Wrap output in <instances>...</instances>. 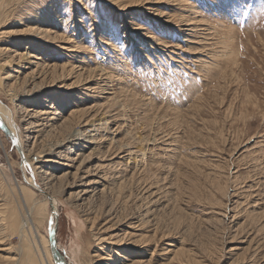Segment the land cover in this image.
Returning <instances> with one entry per match:
<instances>
[{"label": "rangeland", "instance_id": "rangeland-1", "mask_svg": "<svg viewBox=\"0 0 264 264\" xmlns=\"http://www.w3.org/2000/svg\"><path fill=\"white\" fill-rule=\"evenodd\" d=\"M0 78V264L49 241L35 185L62 264H264V0H0ZM80 129L76 204L23 155Z\"/></svg>", "mask_w": 264, "mask_h": 264}, {"label": "bare ground", "instance_id": "bare-ground-1", "mask_svg": "<svg viewBox=\"0 0 264 264\" xmlns=\"http://www.w3.org/2000/svg\"><path fill=\"white\" fill-rule=\"evenodd\" d=\"M131 1V0H130ZM133 1V0H132ZM51 19V18H50ZM50 23H55V21L54 20H51L50 21ZM52 24H50V25H52ZM45 25V24H44ZM28 32H31L32 30L29 28L28 30H27ZM34 31H36V33H38L37 32V30H34ZM33 32V31H32ZM41 33H45L46 32V29H41V31H40ZM35 34V33H34ZM28 35V34H27ZM51 35V34H50ZM62 37V36H61ZM32 39H33V41H32ZM39 41V40H37V39H35L34 40V37H30L29 39H28V41L26 42V43H35L36 44V48H38L39 49V51H41V49L39 48V46H42V44L40 45V44H38L37 42ZM52 42V41H51ZM67 42V41H66ZM44 43V42H43ZM39 45V46H38ZM28 46V45H27ZM34 47V46H33ZM27 48H29V46L27 47ZM66 48V47H65ZM69 50V49H68ZM30 52V51H29ZM24 54H25V52H24ZM28 54V56H29V53H27ZM17 55V54H16ZM21 55V54H20ZM26 55V54H25ZM19 59H20V57H19ZM18 59V60H19ZM30 59V58H29ZM29 59H25L24 61L25 62H23V65H22V62H21V65H22V68H20V69H24L25 70V66H24V63H25V65L27 64L28 65V68H30V67H32L33 66V68L31 69V71L30 72H28V73H26L25 75H23L22 76V78H20V80H26V79H30L31 78V80H34L35 79V77H37V74H38V72H39V70H38V68L39 67H41V65L39 64V62H37V60H34V61H31V60H29ZM40 59V58H39ZM7 62H9V61H7ZM11 64V63H10ZM19 65V64H18ZM21 67V66H20ZM56 68V66H54V68L53 69H55ZM61 69H60V71L61 72H59L60 74H62V73H64V68L63 67H60ZM41 69V68H40ZM14 70V69H13ZM70 70V69H69ZM54 71V70H53ZM70 72V71H69ZM16 73V72H15ZM21 73H23V72H20V71H18L17 72V74H19V75H21ZM40 73V72H39ZM51 73H52V71H51ZM54 73H56L55 71H54ZM79 73V72H78ZM12 75V73H8V72H5L4 73V75ZM69 74V73H68ZM39 75V74H38ZM57 74H55L54 76H56ZM8 77V76H7ZM21 77V76H20ZM61 77V76H60ZM4 78V77H3ZM19 79V77H16L15 78V80L16 79ZM13 79V78H12ZM42 79V78H41ZM30 80V81H31ZM49 80V79H48ZM0 82H1V78H0ZM35 83V82H34ZM33 83V84H34ZM52 83V82H51ZM42 84V83H41ZM44 84V83H43ZM54 84V83H53ZM84 84V83H83ZM27 85H28V83H27ZM35 85V84H34ZM39 86V85H38ZM44 86V85H43ZM46 86H47V84H46ZM51 86V85H50ZM73 86V85H72ZM12 87V84H11V86L9 85L8 86V88H11ZM14 87V86H13ZM22 87V86H21ZM52 87V86H51ZM51 87H49V84H48V87H45L44 89H45V92L47 93L48 91H47V89H50ZM32 88V87H31ZM30 88V89H31ZM54 88V87H53ZM25 89H26V87H25ZM24 89V90H25ZM27 90V89H26ZM34 90V89H33ZM21 91H23V90H21ZM36 91V90H35ZM30 92V91H29ZM27 92H25V94H26ZM17 94V93H16ZM22 94V93H21ZM18 95H19V93H18ZM18 95H15V96H18ZM47 95V94H46ZM26 96V95H25ZM28 96V95H27ZM50 97L55 101L56 99H58L59 98V95H57V94H54V95H50ZM49 98V97H48ZM64 98V99H63ZM67 98L65 97V96H62L61 97V99H60V101L59 102H64L65 100H66ZM35 100V99H34ZM48 100V99H47ZM46 100V101H47ZM45 101V102H46ZM58 101V100H57ZM66 102V101H65ZM33 103V98H30V99H25L24 100V102H23V105H27V104H32ZM53 104V103H52ZM0 107L1 108H3L4 109V107L0 104ZM47 108H52L51 107V104H50V106H46ZM24 110V109H23ZM45 111V110H44ZM43 111V112H44ZM78 111V110H77ZM23 112V111H22ZM47 112H48V109H47ZM50 112V111H49ZM76 112V111H75ZM74 112V113H75ZM0 113H1V117L7 122V126H8V129L11 131V133H12V135H13V137H14V139H15V142H16V144H19L20 143V139H19V135H18V131H17V128H16V125L14 124V122L12 121L13 119H12V117H11V114H10V112H8L7 110H6V112L5 113H3L2 111H0ZM46 113V112H45ZM36 114V113H35ZM73 114V113H72ZM60 125V124H59ZM79 125V124H78ZM85 125V124H84ZM77 126V125H76ZM86 126V125H85ZM101 126H102V123H101ZM67 127H68V125H67ZM70 127V126H69ZM68 127V128H69ZM80 127V126H79ZM93 127V129H90V131H95V132H97V133H99L98 132V128L96 127L95 128V126L93 125L92 126ZM100 127V126H99ZM65 128V127H64ZM64 128H62V129H64ZM72 128H74L73 126H72ZM56 129V128H55ZM61 129V130H62ZM85 129V128H84ZM68 130V129H67ZM87 130V129H86ZM86 130H78V131H76L75 133H72V134H68L65 138H60L61 140L60 141H58V142H55V143H48V142H46L47 144H45L40 150H36L34 153H33V159L32 158H29V156L27 155H23V159H24V164H23V167H25L24 169H26V170H28L29 171V169H28V165H29V163L30 162H35V160L36 159H38L39 161L38 162H42V163H44V164H47V165H50V163L52 164V167H53V173H51V177H52V180H54V179H56L57 181L58 180H67L68 178V180H67V185L68 186H70L71 187V189H72V191H71V193H70V197H71V199L77 204V203H79V202H76L77 200H79V197H82L83 195H85L86 193H87V186L86 185H84V187L82 188V189H80L82 186H83V184H84V178H85V176H83V174H80V173H82V172H80V166H81V162L79 163V165L77 166V164H76V166L74 165L73 166V163H72V165H69V162H70V158H71V155L73 154V152L77 149V147L78 146H80V145H84L85 144V146L86 145H91V146H93L95 143H94V135H93V133L91 134V133H89L88 131H86ZM60 131V130H59ZM64 131V130H63ZM65 131H66V129H65ZM31 132V131H30ZM69 132H70V130H69ZM65 133V132H64ZM95 134V133H94ZM46 135V134H45ZM61 136V135H60ZM59 136V137H60ZM104 136V135H103ZM62 137V136H61ZM57 139V138H56ZM48 140V139H47ZM41 141V140H40ZM49 141H50V139H49ZM22 145V144H21ZM17 146V145H16ZM90 146V147H91ZM34 148V147H33ZM82 148V147H81ZM84 148V147H83ZM82 148V149H83ZM17 149H19V148H17ZM91 149V148H90ZM23 151V150H22ZM19 152H20V150H19ZM94 152V151H93ZM21 153V152H20ZM79 153V152H78ZM23 154V153H22ZM29 154V153H28ZM39 156V157H38ZM31 157V156H30ZM77 157V156H76ZM54 158H56V159H54ZM83 158V157H82ZM89 157H84L83 159H81V157H80V159L81 160H86V159H88ZM72 159H73V157H72ZM60 160H62L63 162H60ZM89 160V159H88ZM87 161V160H86ZM85 161H83V163H84ZM58 163V164H57ZM36 164V163H35ZM61 166L59 169H58V173H60L58 176H56V175H54L55 174V170H54V166ZM36 166V165H35ZM70 168L71 166H73V170H71V172H70V170H69V168ZM97 169V168H96ZM40 170H42V169H40ZM31 172V171H30ZM80 172V173H79ZM85 173V172H84ZM85 175H86V173H85ZM105 176V175H104ZM71 178V179H70ZM26 179H27V182H28V184H30V185H32V187L35 185V181H33V177H26ZM43 180H44V178H43ZM46 180V179H45ZM55 180V181H56ZM64 180V181H65ZM93 180V179H92ZM101 181V180H100ZM49 182V181H48ZM59 182V181H58ZM63 182V181H62ZM93 182V181H92ZM43 183V182H42ZM47 182H45L44 184H46ZM50 183H52V182H50ZM90 183V182H89ZM54 184H55V182H54ZM87 184V183H86ZM50 185V184H49ZM53 184H51V186H52ZM89 185V184H88ZM94 185V184H93ZM54 186V185H53ZM52 186V187H53ZM55 186H56V184H55ZM55 186H54V188H55ZM59 185L57 184V187H58ZM35 187V189L39 192V193H41L44 197H46V198H50L51 199V203H52V193L49 191V190H47V188L46 187H38V186H34ZM65 187V186H64ZM67 187V186H66ZM96 186H94V188H95ZM49 192H47V191H45V189ZM92 188V187H91ZM49 189V188H48ZM50 189H52V188H50ZM105 189V188H104ZM56 190H57V188H56ZM75 190V191H74ZM43 192V193H42ZM56 192V191H55ZM87 199V198H86ZM48 202H49V199H48ZM82 202V201H81ZM47 204V203H46ZM53 204H54V202H53ZM80 204V203H79ZM78 204V205H79ZM52 206V205H51ZM52 212H54L53 210H52ZM29 213V212H28ZM31 215V214H30ZM52 215V214H51ZM54 217V216H53ZM27 218V217H26ZM28 219V218H27ZM26 227V226H25ZM42 237V239H41V241L40 242H37L35 245H36V247L34 248L35 250H33V255H34V258H35V260L33 261V263L32 264H52L53 262V260H52V257H51V254L48 252V248H47V243L49 242L48 240H47V237L45 236H41ZM125 239V238H124ZM140 240H135V242H134V240L132 241V242H129L128 243V246H129V248H133V247H136V246H138V245H140V247H141V245L142 244H144V243H146L145 241H143L142 243L140 242ZM39 243V244H38ZM49 245V244H48ZM149 245V244H148ZM50 246V245H49ZM142 247H144V246H142ZM141 247V248H142ZM147 245H146V247H144L143 249L144 250H147ZM149 249V248H148ZM46 250V252H44ZM30 251V250H29ZM28 251V252H29ZM148 251V250H147ZM111 252V251H110ZM52 253V252H51ZM29 254V253H28ZM37 255H39L38 257H37ZM57 255V254H56ZM31 256V255H30ZM52 256H53V254H52ZM28 257V256H27ZM29 258V257H28ZM53 258H54V256H53ZM57 258L59 259V257L57 256ZM32 259V258H31ZM102 259H104V258H102ZM29 261V260H28ZM54 261H55V263H56V258H54ZM59 261V260H58ZM32 262V261H31ZM139 262V261H138ZM29 263V262H28ZM61 262L59 261V263L58 264H60ZM132 263V262H131ZM54 264V263H53ZM57 264V263H56ZM62 264V263H61ZM136 264H142L141 263V261H140V263H136ZM145 264H147V263H145Z\"/></svg>", "mask_w": 264, "mask_h": 264}, {"label": "water", "instance_id": "water-1", "mask_svg": "<svg viewBox=\"0 0 264 264\" xmlns=\"http://www.w3.org/2000/svg\"><path fill=\"white\" fill-rule=\"evenodd\" d=\"M48 199H49V204L52 205L51 199L50 198H48ZM50 207L53 210V206H50ZM53 216H54V224H52V227L50 228L49 241H50L51 252H52L53 256L56 258V263L58 264L59 263L58 258H57L58 255H56L57 252H56V248H55V245H56L55 232H56V228H57V221H56L57 212H53Z\"/></svg>", "mask_w": 264, "mask_h": 264}, {"label": "snow or ice", "instance_id": "snow-or-ice-1", "mask_svg": "<svg viewBox=\"0 0 264 264\" xmlns=\"http://www.w3.org/2000/svg\"><path fill=\"white\" fill-rule=\"evenodd\" d=\"M15 142V141H14ZM55 258V257H54Z\"/></svg>", "mask_w": 264, "mask_h": 264}]
</instances>
